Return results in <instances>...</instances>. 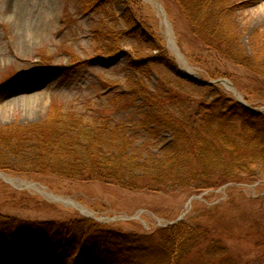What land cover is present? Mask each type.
<instances>
[{
    "label": "rangeland",
    "instance_id": "rangeland-1",
    "mask_svg": "<svg viewBox=\"0 0 264 264\" xmlns=\"http://www.w3.org/2000/svg\"><path fill=\"white\" fill-rule=\"evenodd\" d=\"M220 8L219 22L229 27L237 50L253 59L251 68L223 56L226 47L215 40L203 45L175 0H113L102 7H85L84 0H0V127L34 125L52 105H63L90 120L108 114L110 125L136 138L134 149L149 144L158 150L172 140V132L164 129L153 137L138 128L145 93L169 98L179 116V104L211 102L213 86L200 82L218 79L234 88L218 83L221 94L238 100L236 91L264 115V0H225ZM255 169L252 176L198 193L132 191L102 181L0 170L15 180L0 174V231L17 232L25 222L50 224L58 230L55 244L67 246L65 253L54 254L42 247L45 252L35 257L34 248L13 252L0 239V264H74L81 254L70 247L73 242L79 248L85 244L82 253L96 250L101 259L106 252L119 263L159 264L157 255L101 246L107 238L90 224L136 234L153 252L165 246L168 232L162 229L180 217L205 234L182 264H264V163ZM31 183L40 191L27 186ZM94 258L82 256L77 264H111Z\"/></svg>",
    "mask_w": 264,
    "mask_h": 264
},
{
    "label": "trees",
    "instance_id": "trees-1",
    "mask_svg": "<svg viewBox=\"0 0 264 264\" xmlns=\"http://www.w3.org/2000/svg\"><path fill=\"white\" fill-rule=\"evenodd\" d=\"M110 1L113 0H84V4L102 7ZM175 1L191 28L201 35L203 45L209 47L215 40L226 47L223 56L252 67L253 59L237 50L238 43L235 41L236 47L233 45L229 27L219 22L220 3L225 0ZM160 53L168 60L166 50ZM212 90L215 97L209 103L194 101L195 106L189 104L188 108L179 104V116L169 98L158 92L145 93L146 110L139 118L138 128L153 137L164 129L172 132V140L158 150L149 144L140 150L134 149L136 138L133 140L132 134L127 137L124 128L110 125L108 114L90 120L66 111L63 105H52L47 117L39 123L0 127V170L102 181L132 191L190 190L195 193L252 176L255 167L264 163V115L253 114L231 96L221 94L217 86ZM22 225L13 233L1 230L0 239H6L9 246L19 250L34 248V254L45 252L42 247L50 254L67 250L62 243L55 244L58 230L50 224L25 222ZM90 226L100 237L107 238L101 246L126 247L128 253L157 255L161 258L159 264H182L184 254L201 244L205 235L199 234L202 230L190 229L191 225L180 221L162 229L168 232L165 246L149 252L148 247L140 245L136 234L115 233L94 222ZM72 234L73 231L68 233L73 240L75 234ZM73 243L70 247L81 254L74 257V264L80 263L82 256L96 257V262L101 259L96 250L82 253L81 247L85 244L79 248ZM101 260L119 263L107 258L106 252Z\"/></svg>",
    "mask_w": 264,
    "mask_h": 264
},
{
    "label": "bare ground",
    "instance_id": "bare-ground-1",
    "mask_svg": "<svg viewBox=\"0 0 264 264\" xmlns=\"http://www.w3.org/2000/svg\"><path fill=\"white\" fill-rule=\"evenodd\" d=\"M2 175V174H1ZM3 176V175H2ZM4 177V176H3ZM5 179H6V181H8V182H12V183H14V181L15 180H13L12 178H8V177H4ZM24 185H26V184H24ZM27 186H31V187H34V188H37L39 191H40V188L39 187H37V185H35V184H33V183H31V184H29V185H27ZM43 193V192H42ZM46 196H48V197H50V198H53V199H56L57 197H55V196H53V195H51V194H49V193H44ZM61 200H63L64 202H66V203H68V204H71V205H74L76 208H78L79 210H81L84 214H86V215H91V212L89 211V210H87L85 207H83V206H81L80 204H78V203H76L75 201H73V200H70V199H67V200H65V199H61Z\"/></svg>",
    "mask_w": 264,
    "mask_h": 264
},
{
    "label": "water",
    "instance_id": "water-1",
    "mask_svg": "<svg viewBox=\"0 0 264 264\" xmlns=\"http://www.w3.org/2000/svg\"><path fill=\"white\" fill-rule=\"evenodd\" d=\"M216 82H220V83H225L226 81L225 80H218ZM202 83H205V82H202ZM208 84H213L214 82H207ZM206 84V83H205ZM242 102V101H241ZM245 106H247L250 110H252L253 112H257L255 109L249 107L247 104L244 103Z\"/></svg>",
    "mask_w": 264,
    "mask_h": 264
}]
</instances>
